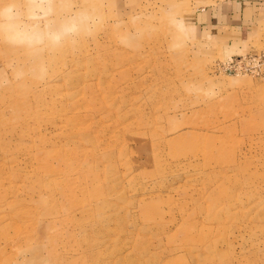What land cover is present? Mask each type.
Wrapping results in <instances>:
<instances>
[{"label":"rangeland","instance_id":"rangeland-1","mask_svg":"<svg viewBox=\"0 0 264 264\" xmlns=\"http://www.w3.org/2000/svg\"><path fill=\"white\" fill-rule=\"evenodd\" d=\"M264 0H0V264H264Z\"/></svg>","mask_w":264,"mask_h":264},{"label":"crops","instance_id":"crops-1","mask_svg":"<svg viewBox=\"0 0 264 264\" xmlns=\"http://www.w3.org/2000/svg\"><path fill=\"white\" fill-rule=\"evenodd\" d=\"M256 19H260L264 17V6H262L259 10L256 12Z\"/></svg>","mask_w":264,"mask_h":264}]
</instances>
